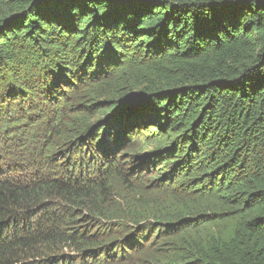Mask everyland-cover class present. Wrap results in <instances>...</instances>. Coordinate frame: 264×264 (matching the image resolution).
I'll return each instance as SVG.
<instances>
[{"label": "trees", "instance_id": "trees-1", "mask_svg": "<svg viewBox=\"0 0 264 264\" xmlns=\"http://www.w3.org/2000/svg\"><path fill=\"white\" fill-rule=\"evenodd\" d=\"M0 150V264H264V0H0Z\"/></svg>", "mask_w": 264, "mask_h": 264}, {"label": "rangeland", "instance_id": "rangeland-1", "mask_svg": "<svg viewBox=\"0 0 264 264\" xmlns=\"http://www.w3.org/2000/svg\"><path fill=\"white\" fill-rule=\"evenodd\" d=\"M0 151H2V152H4L3 150H0ZM11 152L12 151H10L8 154H6L5 152H4V154H5V156L7 157V159L9 160V161H13L14 162V159H13V157H12V155H11ZM20 161V160H19ZM17 162V161H16Z\"/></svg>", "mask_w": 264, "mask_h": 264}]
</instances>
